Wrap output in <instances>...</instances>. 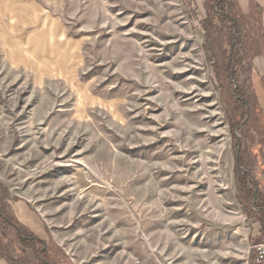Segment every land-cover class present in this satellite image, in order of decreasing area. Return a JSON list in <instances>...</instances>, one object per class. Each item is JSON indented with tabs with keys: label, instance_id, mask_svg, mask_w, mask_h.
<instances>
[{
	"label": "rangeland",
	"instance_id": "obj_1",
	"mask_svg": "<svg viewBox=\"0 0 264 264\" xmlns=\"http://www.w3.org/2000/svg\"><path fill=\"white\" fill-rule=\"evenodd\" d=\"M242 9L0 0V211L34 213L49 264L54 243L69 264H253L264 237L238 200L235 147L260 142L247 127L238 147L216 72L233 18L251 35L242 99L264 107L260 14ZM251 172L264 199V157ZM7 231L0 219L33 260Z\"/></svg>",
	"mask_w": 264,
	"mask_h": 264
},
{
	"label": "trees",
	"instance_id": "obj_2",
	"mask_svg": "<svg viewBox=\"0 0 264 264\" xmlns=\"http://www.w3.org/2000/svg\"><path fill=\"white\" fill-rule=\"evenodd\" d=\"M224 2L225 0H220V5H223ZM255 9L257 13L260 11L258 5H255ZM213 12L215 17L219 18V20H222L224 17L223 15H218V11H216V9H213ZM256 20L257 26L260 27V30L257 27L258 34L256 36L258 38L256 43L261 47V51L258 50L257 52V54H259L264 52V38L262 36V28L259 18ZM230 23L233 25V29L235 30L234 34L232 35L234 43L231 45L228 55L225 52H220L219 54V67L216 68L217 79L220 88L222 91L224 90V104L226 110L228 111L227 113L229 114L230 127L232 132H235L239 136V140H237L238 147L242 146L244 143V134L247 127H250L257 137H259L260 143L257 148H252L253 146L250 145L239 151L238 148L235 147L236 164L234 178L241 209L247 217L253 218L259 223L260 236L264 237V199H262L260 195L258 184L254 181L251 172L253 166L257 162H260L262 157H264V107L258 108L256 106V108L253 110L250 104L251 102L242 99L239 77L244 68L243 63L246 52L252 51L248 45V40L250 39L251 35L248 31L244 32L239 23L233 18L230 19ZM215 27L216 26L214 25V28L212 27L213 29H211L213 32ZM246 36H248V39ZM254 38L251 37L253 40ZM203 49L205 50L206 55L209 56L210 60L212 61L215 55L209 53L210 49H208L206 45L203 47ZM236 66H238V69H236ZM235 118L237 120H235ZM254 195H256L255 203L253 202ZM0 219L4 221L6 225L11 227L13 226L19 232L21 231L15 220H13V218L8 216V214L5 212H0ZM19 236L13 241H20L19 243H21V238L23 237L24 241L33 240L39 242V240L30 233L27 236L19 233ZM43 248L44 245L40 246L39 248H37V246L32 247L33 254L42 264H49L45 259L46 249ZM42 254H44V257Z\"/></svg>",
	"mask_w": 264,
	"mask_h": 264
},
{
	"label": "crops",
	"instance_id": "obj_3",
	"mask_svg": "<svg viewBox=\"0 0 264 264\" xmlns=\"http://www.w3.org/2000/svg\"><path fill=\"white\" fill-rule=\"evenodd\" d=\"M237 2L239 4V6L243 7L242 10L245 13H247L246 10L249 11L248 7H250V9L253 10V14L257 13V11L255 9V5L259 6L260 11L258 12V14H260L259 15L260 17H258V18H259V22L261 24L262 33H263V37H264V0H237ZM18 208H19L18 209L19 212H15V210L11 209L14 213L11 214L10 217L13 218V220H15V222L19 225V228L21 231L19 232L13 226L11 227V226L6 225L9 228V232L7 231L6 235H7V237H9L11 239L12 244H18V245H22V246L24 245L25 247H29L30 248L29 250L31 251V253L33 255V260L30 258L28 252L24 248L19 249L18 252L14 251V250L11 252V250H9V247L6 246V242H2V240H1L2 234L0 233V264H42L41 262H39L36 259V256L33 254V250H32V247H36L39 245L43 246V244H41L40 240H39V242H36L33 240L32 241H24L23 240L24 238L22 237L21 243H19L20 241H18V242L13 241L14 239H16L19 236V233L23 234L24 236H27L30 233L35 238L41 239L40 235L44 231V225L41 221H39L37 225H34L32 223L34 213H32V212L29 213L28 208L25 207L26 209H24V207H22L21 205H19ZM6 213H7V211H6ZM18 214H19V216L20 215L22 216L21 220H19V218H16L17 217L16 215H18ZM2 223H4V221H2ZM4 225H5V223H4ZM32 228H34V230H32ZM41 240H43V239H41ZM22 242H23V244H22ZM53 246H54V248L51 247V249L48 250V252H47V255H48L50 261H52V264H69L70 263L69 258H67L62 253H59V250L56 248V246H58V245H56L54 243ZM53 253L56 255L52 256L51 254H53ZM11 258H13V259H11ZM9 261H12V263Z\"/></svg>",
	"mask_w": 264,
	"mask_h": 264
},
{
	"label": "built area",
	"instance_id": "obj_4",
	"mask_svg": "<svg viewBox=\"0 0 264 264\" xmlns=\"http://www.w3.org/2000/svg\"><path fill=\"white\" fill-rule=\"evenodd\" d=\"M254 251L253 264H264V242L252 247Z\"/></svg>",
	"mask_w": 264,
	"mask_h": 264
},
{
	"label": "water",
	"instance_id": "obj_5",
	"mask_svg": "<svg viewBox=\"0 0 264 264\" xmlns=\"http://www.w3.org/2000/svg\"><path fill=\"white\" fill-rule=\"evenodd\" d=\"M255 200H256V195H254V199H253V202L255 203Z\"/></svg>",
	"mask_w": 264,
	"mask_h": 264
}]
</instances>
